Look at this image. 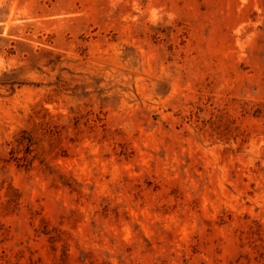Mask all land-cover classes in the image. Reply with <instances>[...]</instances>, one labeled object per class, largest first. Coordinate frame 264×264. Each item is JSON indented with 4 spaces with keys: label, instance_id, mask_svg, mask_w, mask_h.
Returning a JSON list of instances; mask_svg holds the SVG:
<instances>
[{
    "label": "rangeland",
    "instance_id": "1",
    "mask_svg": "<svg viewBox=\"0 0 264 264\" xmlns=\"http://www.w3.org/2000/svg\"><path fill=\"white\" fill-rule=\"evenodd\" d=\"M0 264H264V0H0Z\"/></svg>",
    "mask_w": 264,
    "mask_h": 264
}]
</instances>
